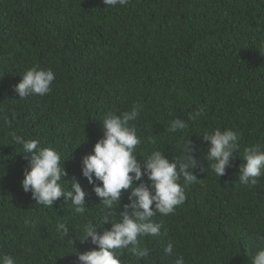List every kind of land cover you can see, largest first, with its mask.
Returning <instances> with one entry per match:
<instances>
[{
  "label": "trees",
  "instance_id": "1",
  "mask_svg": "<svg viewBox=\"0 0 264 264\" xmlns=\"http://www.w3.org/2000/svg\"><path fill=\"white\" fill-rule=\"evenodd\" d=\"M36 65L56 73L52 91L20 98L15 85ZM135 105L139 160L153 151L179 157L190 138L206 171L190 169L198 179L184 203L152 217L163 227L142 238L148 255L129 246L119 250L122 264H175L180 256L185 264H251L249 251L264 248V175L254 187L238 179L244 149L264 146V0H129L115 8L103 0H0V257L78 264L77 250L95 247L79 241L83 225L109 230L103 217L110 211L118 220L129 193L120 208L106 209L82 176V158L102 138L104 117ZM201 105L205 114L190 120ZM176 118L188 128L170 133ZM216 128L240 137L222 177L208 167L202 138ZM13 133L61 154V183L70 190L73 178L80 182L85 214L74 215L63 197L46 207L23 190L29 161Z\"/></svg>",
  "mask_w": 264,
  "mask_h": 264
},
{
  "label": "clouds",
  "instance_id": "2",
  "mask_svg": "<svg viewBox=\"0 0 264 264\" xmlns=\"http://www.w3.org/2000/svg\"><path fill=\"white\" fill-rule=\"evenodd\" d=\"M103 2L106 7L115 8L127 5L129 0ZM55 79L56 73L51 68L36 65L24 72L14 90L20 98L34 94L44 96L52 91ZM205 112V106L201 105L195 113H190L189 119L195 121ZM139 115L140 105L119 114L109 112L102 120V138L96 142L93 152L82 158V176L93 185V191L106 209L120 208L125 191L129 193V202L123 204L118 220L110 218V211L103 217L104 224L111 222L109 230L100 233L91 221L83 225L79 241L83 243L90 239L95 247L84 252L77 250L78 264H122L119 250L129 246L136 256L146 257L148 249L141 246L142 238L159 235L163 227L152 217L157 213L169 215L177 205L184 203L186 187L198 179L190 169L200 167L201 171H206L196 158V145L190 138L185 140L179 157L169 159L162 152L153 151L146 159L139 160L136 148L141 139L131 123ZM187 128L185 120L176 118L167 130L175 133ZM202 138L208 142V167L215 175L224 176L226 169L232 167L234 154L240 151L239 133L233 129L222 131L216 128L206 130ZM13 140L22 145L23 154L29 161L22 181L23 190L30 192L36 203L46 207H53L63 197L65 203L71 201L74 215L85 214L88 194L80 182L73 178L70 190L61 183L68 175L64 163L61 165V154L52 147H41L38 140H25L15 133ZM242 159L244 162L239 167L238 180L243 185L254 187L258 178L264 175V146L256 144L245 148ZM57 229L62 236H69L67 222L58 223ZM69 242L74 245L72 239ZM173 247L170 241L165 253L171 254ZM249 255L251 264H264V248L254 253L249 251ZM0 264H17V261L12 255H3ZM175 264H185L184 257L180 256Z\"/></svg>",
  "mask_w": 264,
  "mask_h": 264
}]
</instances>
